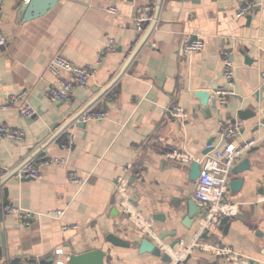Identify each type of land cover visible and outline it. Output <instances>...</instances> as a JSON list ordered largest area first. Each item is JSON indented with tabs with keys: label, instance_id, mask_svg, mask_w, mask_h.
I'll return each instance as SVG.
<instances>
[{
	"label": "crops",
	"instance_id": "0c3cea01",
	"mask_svg": "<svg viewBox=\"0 0 264 264\" xmlns=\"http://www.w3.org/2000/svg\"><path fill=\"white\" fill-rule=\"evenodd\" d=\"M248 1L254 9L236 17ZM156 2L58 0L30 20L23 18V0L1 4L0 30L7 41L0 46V123L22 129L24 137L0 140V180L29 157L28 162L49 158L61 162L44 165L40 179H18L14 174L0 186V264H68L71 254L95 249L104 252L103 264H167L162 251L140 252L145 237L116 203L115 181L123 168L130 165L132 199L153 221L160 239L169 244L188 242L203 214L193 198L197 186V179L191 178L193 161L178 163L166 155L175 149L203 155L216 136L218 121L238 117L240 109L255 113L241 119L242 139L264 136V128L258 126L264 99V0H161L146 41L123 74L87 107L106 110L107 117L83 125L73 121L57 134L119 73L144 33L137 34L134 16L149 7L154 12ZM111 4L117 14L105 11ZM109 37L116 49L101 53ZM196 37L203 40V49L183 54L181 45ZM226 49L232 51L233 94L225 104L208 108L196 93H212L223 86ZM56 53L80 66L94 65L95 74L86 86H76L69 99L54 102L46 96L56 82L47 65ZM19 91L26 92L33 116L6 107L8 96ZM176 109L186 118L171 117ZM68 132L74 135L69 151L59 145ZM251 149L236 163L248 158L251 170L230 175V180L246 177L245 183L236 191L229 187L225 195V200L237 204L238 214L225 229L221 225L206 231L203 239L221 241L255 264H264V202H259L264 196V138ZM72 173L86 183L79 187L69 181ZM189 201L197 205L193 215ZM56 209L65 210L60 220L46 216ZM64 224L78 227L63 230ZM110 234L128 245L107 241ZM187 263L223 261L194 249Z\"/></svg>",
	"mask_w": 264,
	"mask_h": 264
},
{
	"label": "built area",
	"instance_id": "2783aa9c",
	"mask_svg": "<svg viewBox=\"0 0 264 264\" xmlns=\"http://www.w3.org/2000/svg\"><path fill=\"white\" fill-rule=\"evenodd\" d=\"M4 0H0V6ZM128 1V0H122ZM24 3L29 0H23ZM255 4L248 1L237 12L236 17L243 16L250 10H253ZM151 8H145L139 11L133 18V25L137 34L145 31L146 25L152 20L153 11ZM105 11L110 14H117V7L114 4L106 7ZM7 37L0 30V46L6 44ZM203 40L199 37L185 42L181 45L180 51L183 54H194L203 49ZM116 43L113 37L107 38L106 44L102 52L115 51ZM231 50L222 52L223 60V77L224 84L211 93V99L218 104H225L228 97L233 94L231 86L233 84L234 71L230 60ZM47 71L56 78L49 89L46 96L49 100L66 101L73 93L76 86L84 87L88 80L95 74V66L86 64L83 66L72 63L64 55L56 53L50 59L47 65ZM67 74L69 77L63 76ZM262 81L264 83V72L262 73ZM6 107H14L19 114L24 117H31L35 114V110L26 100V92L19 91L11 93L8 96ZM261 120L259 127L264 128V99L259 106ZM170 116L176 119H184L187 114L179 109L170 113ZM107 117L106 110L86 109L77 119L81 122L98 121ZM218 129L215 138L206 144L209 151L199 157H194L186 150H172L166 156L171 161L178 163H188L195 161L200 165V175L197 178V186L193 193V198L198 202L203 210L197 223L196 231L190 241L185 242L179 240L176 244L171 245L163 242L155 231L153 221L144 215L134 203L129 191V171L130 165L123 168L122 172L117 176L115 181L116 203L126 220L131 226L145 238L151 239L156 247L169 257L167 264H188L187 259L194 249L211 254L214 258L222 260L223 264H255L245 254L234 250L229 245L221 242H207L203 239V235L208 230L217 229L224 217H235L238 214L237 204L225 200V195L229 190L230 175L233 167L239 161L241 156L256 145L264 136L258 138L242 139L243 122L238 117L229 120H219ZM24 131L20 128H11L0 123V140L8 139L13 141L22 140ZM74 143V135L71 132L64 134L60 147L69 151ZM57 158H49L42 161L27 162L16 173L18 179H40L42 176V167L47 164H59ZM69 181L76 183L82 187L86 183L85 178H81L75 174H69ZM264 202V196L259 199ZM64 209H56L46 213L49 218L60 220L64 215ZM77 225L68 226L64 224L62 229L77 228ZM57 254L62 253V249H56ZM57 264H63L58 261Z\"/></svg>",
	"mask_w": 264,
	"mask_h": 264
},
{
	"label": "water",
	"instance_id": "95a60500",
	"mask_svg": "<svg viewBox=\"0 0 264 264\" xmlns=\"http://www.w3.org/2000/svg\"><path fill=\"white\" fill-rule=\"evenodd\" d=\"M58 0H29V2L21 5L20 9L21 11H23V18L25 20H30L36 17H39L43 14H45L47 11H49L53 5L55 4V2ZM161 0H157L156 2V6L153 12V17L152 20L150 21L148 27L145 29L142 37L139 39V41L137 42V44L135 45V47L133 48V50L131 51L127 61L124 63V65L122 66V68L120 69L119 73L114 77V79H112L111 83L104 87L96 96L94 99H92L79 113H77L76 115H74L69 121H67L57 132V134L61 131L64 130V127H66L69 123L75 121L77 122V125H83L85 123L78 121L77 119L79 118V116L87 109V107L94 102L102 93L105 92V90H107L124 72L125 68L127 67V65L129 64L130 60L133 58V56L137 53V51L139 50V48L141 47V45L146 41L147 37L149 36V34L151 33L153 27L155 26V22L157 19V15H158V10H159V5H160ZM248 18V17H247ZM241 53L244 54L243 50H241ZM245 56V61L247 63H249V57L247 55ZM262 91H263V87L259 89V93L258 95L261 97L262 95ZM196 97L198 99H202L205 102V106L207 105V107L209 108L210 105L211 107H214V105H216V102L214 101V99H211V92H206L204 91H199L196 93ZM207 112V110H206ZM255 113L245 109V110H238L237 111V115L240 119H245L248 116L254 115ZM213 140V139H212ZM212 140H210L208 143H210ZM253 149H249L248 151H252ZM209 151V149H205V153H207ZM32 158L29 157L28 159H26L21 165H19L17 168H15L14 170L10 171L9 173H7L3 179L0 180V186L10 177H12L23 165H25L29 160H31ZM251 170V164L248 158L243 159L240 163H238L235 167H233L231 173L232 175L238 176L239 174L245 172V171H250ZM200 175V165L193 161L192 162V169H191V178L192 179H197ZM27 180H30V178H27ZM246 181V177H240V178H236V179H231L229 181V187L232 190H237L238 188H240ZM4 193L6 196L7 195V188H4ZM264 194V191H263ZM5 203L7 204V199L5 198ZM135 203V202H134ZM188 207H189V214L193 215V209L195 207H197L196 202L195 201H189L188 202ZM191 218V217H190ZM229 217H224L221 220L220 226H225L224 229L227 227L228 221H229ZM106 240L111 242L112 244L115 245H128L127 242L123 241L122 239L114 236L113 234H110L106 237ZM177 243V242H176ZM176 243H171V245H174ZM140 252H151L153 251V253H157L160 250L156 247L155 243L152 242L150 239L145 238L141 241L140 243ZM103 255L104 252L98 249L95 250H90V251H86L84 253H80V254H71L69 259H68V264H103ZM168 261H169V257L167 256Z\"/></svg>",
	"mask_w": 264,
	"mask_h": 264
}]
</instances>
